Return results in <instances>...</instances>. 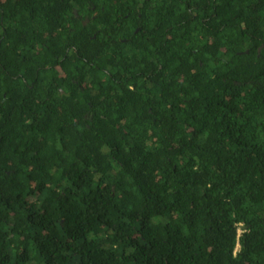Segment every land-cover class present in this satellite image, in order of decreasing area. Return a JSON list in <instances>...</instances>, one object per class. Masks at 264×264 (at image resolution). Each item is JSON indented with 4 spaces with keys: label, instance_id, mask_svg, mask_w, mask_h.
I'll return each instance as SVG.
<instances>
[{
    "label": "trees",
    "instance_id": "trees-1",
    "mask_svg": "<svg viewBox=\"0 0 264 264\" xmlns=\"http://www.w3.org/2000/svg\"><path fill=\"white\" fill-rule=\"evenodd\" d=\"M42 1L0 65V264H264V0Z\"/></svg>",
    "mask_w": 264,
    "mask_h": 264
},
{
    "label": "flooded vegetation",
    "instance_id": "flooded-vegetation-1",
    "mask_svg": "<svg viewBox=\"0 0 264 264\" xmlns=\"http://www.w3.org/2000/svg\"><path fill=\"white\" fill-rule=\"evenodd\" d=\"M63 1V0H62ZM46 1L42 0H0V65L3 64L4 60L10 55V53H17V54H27L25 53V49L22 48H16L12 49L10 48L9 42H8V36L10 37H21V36H28V34H25L26 31H32L36 33L35 27L37 25H40L42 22L40 21V18L44 14V7H45ZM49 4H53L52 6L54 9L52 13L55 15L58 13H61L60 9H58L57 2H50ZM91 5V2H89ZM37 6V9L35 7ZM32 7L31 13L34 15L31 20L27 19V15L29 13V8ZM93 10V8H91ZM26 11V12H25ZM74 14L76 18V22L80 21L82 25L85 27L87 26L91 19L89 16H83L80 15L77 9H74ZM56 28L50 29L46 33H41V35L38 34V37L41 39H45V37H53L58 38L59 37V25L58 22H56ZM9 34V35H8ZM94 36H90L91 38H94ZM260 50V49H259ZM32 53H42L47 51H52L51 49H36L32 48L30 49ZM54 54L58 53L56 49H53L52 51ZM63 93V92H62ZM6 94H4V99H6ZM0 115L3 116V119L7 118L9 116V112L6 113H0ZM5 136L3 134V131L0 130V149L2 146L5 145Z\"/></svg>",
    "mask_w": 264,
    "mask_h": 264
}]
</instances>
